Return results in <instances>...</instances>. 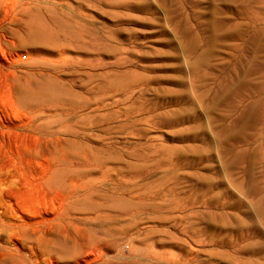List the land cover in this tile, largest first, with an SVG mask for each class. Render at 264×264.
Segmentation results:
<instances>
[{
	"label": "rangeland",
	"instance_id": "374dc122",
	"mask_svg": "<svg viewBox=\"0 0 264 264\" xmlns=\"http://www.w3.org/2000/svg\"><path fill=\"white\" fill-rule=\"evenodd\" d=\"M10 33L40 108L0 69V264L82 236L89 264H264V0H7Z\"/></svg>",
	"mask_w": 264,
	"mask_h": 264
},
{
	"label": "bare ground",
	"instance_id": "6f19581e",
	"mask_svg": "<svg viewBox=\"0 0 264 264\" xmlns=\"http://www.w3.org/2000/svg\"><path fill=\"white\" fill-rule=\"evenodd\" d=\"M6 2H7V0H0V5H1V3L6 4ZM15 17L17 18L18 15H15ZM2 35L5 37V39L9 43V45H7V46H4L0 43V69H1L2 73L5 71L6 73L10 74V76H11L15 73L14 68L19 67L26 74L25 80H26V84H27L24 86V88H23L24 92H22V93H18L17 91H15L16 89L13 90L11 88V86L9 85L8 86L9 87V98L8 99H10V101L13 105H15V106L18 105L17 107H22V108L24 107L26 109L30 108V109L37 112V110L40 108L39 107L40 106V86H39V82H37V81L36 82L30 81V83H29V76L32 74H31V70H28V68H30V67L33 68L35 66V62L33 61V58L30 57V55L31 54H37V53L35 50H33L32 48H28L26 45V38H29V35H27L26 37H24L22 39H21V37L17 36L16 34H13V33L6 34V35L2 34ZM0 36H1V34H0ZM7 55L11 56L14 59L13 62H10V61L8 62L6 60ZM36 78L37 77H35V79ZM244 98L245 97L243 96V93H242L237 97V100L238 99L243 100ZM227 105H228V107L226 106L227 108H231V109L234 108L233 102H229V103H227ZM235 108H237V106ZM34 121H36V120H34ZM112 216H118V215H112ZM112 218H114V217H112ZM65 224L62 227H63L64 232L68 234L69 231H68L67 226H70V225L66 226ZM127 225H129V224H127ZM137 227H139V226H137ZM137 227L135 226L134 228H137ZM136 233H137V231H136ZM66 236L70 237L69 234ZM136 236H138V235H136ZM143 238H145V237H143ZM79 239L82 241L79 242V241L74 240V245H71V246L60 245V247H56V245H55L53 247L50 244L41 250L35 249L34 247L28 245L27 243H25L23 241H13L12 247H14L15 250L18 252V256L16 258H13V260L11 259L12 262L10 264H31L30 261L26 260L27 257L24 256L25 254H28V253L30 254L29 255L30 260L33 259L32 260L33 264H89L88 262L92 259L91 256L93 254H95V251L88 252V250L92 249V246L89 243L86 244L84 242L83 236L79 237ZM137 239H139V238H137ZM145 241H147V240H145ZM148 248H150V247H148ZM161 248H163V247H161ZM146 252H147V254H146L147 258L149 257V259H151L154 264H168V262L170 261L169 259H172V258H169L168 254L165 252L160 253V251H159L156 253L153 250H148ZM143 255H145V254H143ZM169 255H171V254H169ZM102 257H103V254H102ZM142 260H144V259H142Z\"/></svg>",
	"mask_w": 264,
	"mask_h": 264
}]
</instances>
